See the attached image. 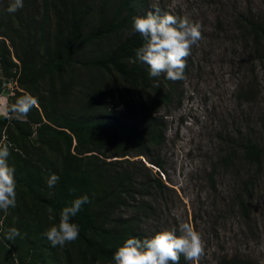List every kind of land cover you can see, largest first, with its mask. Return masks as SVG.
Returning <instances> with one entry per match:
<instances>
[{
  "label": "rangeland",
  "instance_id": "rangeland-1",
  "mask_svg": "<svg viewBox=\"0 0 264 264\" xmlns=\"http://www.w3.org/2000/svg\"><path fill=\"white\" fill-rule=\"evenodd\" d=\"M12 1L0 0V120H5L4 125L0 123V145H9L17 206L0 211V264H11L10 256L15 254L26 264H88L92 257L88 253L84 258L83 245L77 240L64 247L51 246L44 233L59 218L50 222L46 210L23 200L20 179L25 171L42 174L45 194L47 180L66 151L64 141L47 127L73 122L88 109L136 118L151 96L129 88L111 69L84 65L106 56L129 31L88 41L97 22L96 13L91 12L76 38L73 63L59 72L42 69L54 48L50 14L38 16L33 21L38 28L27 33L4 11ZM145 4L153 12L159 9L161 15L187 17L202 26V39L187 58L186 78L169 80V103H154L153 115L164 125L158 147L162 170L152 169L133 153L124 158L111 157L110 152H105L107 158L90 154L105 163L141 161L157 175L162 194L143 198L156 211V216L141 224L148 236L172 229L179 235L180 225L188 223L206 245L200 264H216L222 257L233 256L264 264V160L255 171L241 159L238 149L246 139L264 146V59L255 56L246 26V20L264 22V0H145ZM123 63L144 64L136 57ZM27 93L38 98L39 106L22 120L5 116L4 110ZM83 142L89 149L93 137L85 134ZM73 146L72 140L71 153ZM235 149L239 151L232 155ZM115 213L127 217L133 211ZM12 227L21 235L7 240L5 233ZM16 244L20 248L13 253ZM180 260L190 264L182 256Z\"/></svg>",
  "mask_w": 264,
  "mask_h": 264
},
{
  "label": "trees",
  "instance_id": "trees-1",
  "mask_svg": "<svg viewBox=\"0 0 264 264\" xmlns=\"http://www.w3.org/2000/svg\"><path fill=\"white\" fill-rule=\"evenodd\" d=\"M23 4V8L15 13L7 11L9 5L4 11L8 18L18 21L19 27L25 32L36 31L38 25L33 24V21L38 16L44 18L50 14L52 19L54 48L43 62L42 69L59 72L73 63L76 38L91 12L96 13L97 22L88 41L114 31H129V35L106 56L87 61L84 65L107 71L111 69L129 88L148 93L151 96L150 103L142 105L136 118H119L106 110L97 113L88 109L73 122L55 128L47 127L66 145L65 154L59 159L57 168L53 169L59 181L54 187H47L45 194H42L44 187L40 173L25 171L19 182L23 200L27 199L31 206L38 209L47 211L51 207L57 218L60 211L70 206L74 199L87 195L90 203L83 204L81 211L70 221L79 226L77 241L83 245L82 254L84 258L88 253L92 257L88 264H114V253L127 239L135 237L143 240L152 237L141 229V224L147 218L156 216V211L143 198L160 196L164 190L157 175L151 171V168L162 170L158 147L163 141L164 131L161 120L153 115V108L156 100L169 103L172 88L165 74L150 77L146 64L131 63L126 66L123 63L133 61L136 50L144 44L141 35L133 30L134 17H142L152 9H148L145 0H23ZM246 26L255 56L264 59V22L246 20ZM145 96L147 98V94ZM139 101L143 103L144 98ZM0 123L4 125L5 120L1 119ZM85 134L93 137V143H90L93 145L89 149L84 147ZM72 140L73 153L70 152ZM238 149L241 150V159L256 171L264 160V146L259 147L257 143L246 139L242 145L239 144ZM238 149L233 150L232 155ZM92 152L103 154L104 158H107L105 152H110L114 158L128 157L133 153L143 157L151 168L141 161L129 162L127 159L105 163L90 154ZM82 154L85 155L77 156ZM70 189L76 191L73 193ZM128 208L133 211L131 216L121 217L120 213H115V210ZM19 248L17 245L12 251L17 252ZM9 250L11 248L6 244L8 256L11 255ZM10 258L11 264H26L21 261L23 257L16 254ZM216 264L256 263L233 256L222 257Z\"/></svg>",
  "mask_w": 264,
  "mask_h": 264
},
{
  "label": "clouds",
  "instance_id": "clouds-1",
  "mask_svg": "<svg viewBox=\"0 0 264 264\" xmlns=\"http://www.w3.org/2000/svg\"><path fill=\"white\" fill-rule=\"evenodd\" d=\"M23 6V0H13L7 11L15 13ZM201 28L199 23L187 17L178 18L168 13L160 15L159 9L149 11L142 17H134L133 30L144 40V44L136 50V58L149 67L150 77L165 74L168 80L182 81L186 78L187 58L202 39ZM38 106L37 97L30 93L23 94L4 110V115H13L15 119L22 120ZM9 156V145H0V211L4 212L17 206L15 168L9 166ZM58 181L59 176L52 174L47 185L52 188ZM75 191L70 189V192ZM86 203H90V200L84 195L60 211L58 224L53 223L44 233L52 247H64L79 238V226L70 221ZM47 212L48 220L54 222V210L49 207ZM179 233L177 235L176 229H172L160 231L143 240L129 238L114 253V264H180L181 256L190 264H200L206 253L202 235L188 223L180 225ZM20 235L19 230L12 227L5 233V239L13 240Z\"/></svg>",
  "mask_w": 264,
  "mask_h": 264
}]
</instances>
